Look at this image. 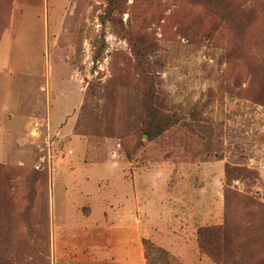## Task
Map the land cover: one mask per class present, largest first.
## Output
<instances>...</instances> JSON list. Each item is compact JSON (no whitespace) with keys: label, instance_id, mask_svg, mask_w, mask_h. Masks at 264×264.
<instances>
[{"label":"rangeland","instance_id":"rangeland-1","mask_svg":"<svg viewBox=\"0 0 264 264\" xmlns=\"http://www.w3.org/2000/svg\"><path fill=\"white\" fill-rule=\"evenodd\" d=\"M6 32L7 62L66 65L80 95L0 152V264H171L143 209L203 211L205 264H264V0H0Z\"/></svg>","mask_w":264,"mask_h":264},{"label":"crops","instance_id":"crops-1","mask_svg":"<svg viewBox=\"0 0 264 264\" xmlns=\"http://www.w3.org/2000/svg\"><path fill=\"white\" fill-rule=\"evenodd\" d=\"M23 38L12 39L9 33L6 32L0 39V152L4 147L6 149L9 142L13 144L16 136L20 134L29 135L31 130L34 129V123L37 121H39L38 124H42L47 119L49 128L52 131L59 129L67 120L71 121L72 114L78 106L80 94L77 90L75 76L70 73L68 66L59 63H53L54 65L51 63V66L45 64L42 74L37 71L30 76L26 74L27 69L23 63L11 64L7 62V46L11 42L16 45V48L20 49ZM42 45L43 42H41V47ZM55 65L60 70L59 76L56 78L53 74ZM64 68L67 70V75L61 70ZM47 70L50 71L49 74L47 73L48 75L45 73ZM17 77L22 80V87H17V90L30 91L33 96L31 99L24 97V95L19 96L18 92L15 93L14 80L18 82ZM26 78L27 80L31 78L30 81L28 80L29 86H25L24 79ZM67 80L68 84L64 85ZM72 94L74 95L73 102ZM5 158L8 159L0 153V161L6 160ZM149 180L150 176L146 173L145 181L147 184L150 183ZM143 213L146 216L145 223H142L139 219L137 229L143 234V238L152 239L156 245L169 252L171 264H205L204 257L197 250V242L193 233V228L197 226L196 223L205 221L203 211H200V214L196 211L194 219L185 220L191 221L190 225L187 222L183 223L181 220H177L176 225L172 226L173 229L165 227L166 223L162 219L154 221L149 210L143 209ZM154 222L158 225L156 229L163 232L157 238H154L150 232ZM110 255L114 254L110 252ZM116 263L144 264L140 260L136 261L131 255H128L122 261L116 257Z\"/></svg>","mask_w":264,"mask_h":264},{"label":"trees","instance_id":"trees-1","mask_svg":"<svg viewBox=\"0 0 264 264\" xmlns=\"http://www.w3.org/2000/svg\"><path fill=\"white\" fill-rule=\"evenodd\" d=\"M157 134H161V131L158 132ZM217 230L218 229L215 227L199 229L197 232V242L200 251L208 254L210 258L214 260L215 263H221L222 262L221 253L213 248V244L218 238L215 233ZM144 245L152 246V244L148 240H144Z\"/></svg>","mask_w":264,"mask_h":264}]
</instances>
